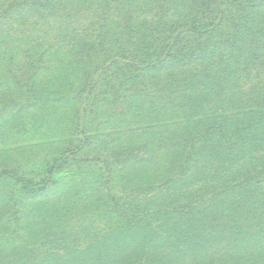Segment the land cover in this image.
<instances>
[{"label":"rangeland","instance_id":"374dc122","mask_svg":"<svg viewBox=\"0 0 264 264\" xmlns=\"http://www.w3.org/2000/svg\"><path fill=\"white\" fill-rule=\"evenodd\" d=\"M17 1L0 0V171L41 180L50 177L53 160L59 162L52 184L32 199L22 200L12 179L0 180V264H18L25 252L31 264H112L96 261L114 253L131 264L123 211L136 212L134 192L158 188L172 172L174 151L163 141L187 113L173 103L174 76L162 68L160 50L144 52L145 44H162L165 31L150 36L163 26L149 30L141 21L162 17L170 3L140 0L137 21L130 23L146 36L123 51L121 42L94 38L104 21L108 37L118 29L126 35L120 25L130 13L104 6L105 0H55L70 5V14ZM75 34L88 42L72 40ZM168 193L164 188L166 199ZM258 205L261 213L264 205ZM240 212L242 234L217 230L219 243L174 251V260L264 264V220L256 223ZM238 238L247 251L242 256L233 253Z\"/></svg>","mask_w":264,"mask_h":264},{"label":"trees","instance_id":"16d2710c","mask_svg":"<svg viewBox=\"0 0 264 264\" xmlns=\"http://www.w3.org/2000/svg\"><path fill=\"white\" fill-rule=\"evenodd\" d=\"M24 1L34 8L45 3L53 12L61 8L63 14L71 11L67 10L70 5L55 0ZM140 2L105 0L104 6L110 4L117 12L130 13L120 25L126 35L121 37L118 29L108 37L104 21L95 26V40L102 43L111 38L124 44L123 51L133 48L137 36L143 40L146 33L133 32L130 23L137 21ZM168 2L170 8L164 7L162 17L141 21L149 30L163 26L150 30V36L165 31L162 44H145L144 52L149 56L160 50L162 68H169L168 75L174 76L163 95L169 88L175 95L173 103L187 113L163 141L167 150L174 151L172 172L158 188H139L136 196L132 194L135 203L130 205L136 212L123 211L133 243L131 264L158 260L178 264L174 251L195 250L197 246L207 249L208 243H219L214 235L217 230L242 234L240 209L245 210V218L252 217L256 223L264 220V207L258 212V204L264 205V0ZM156 4L150 7L157 8ZM72 40L88 42L78 34ZM58 162L59 158L53 160L48 178L34 180L17 170L3 169L0 180L12 179L19 186L21 199H32L52 184ZM164 188L171 191L170 198L164 197ZM233 244L237 248L233 253L247 254L242 238ZM259 246L264 248L263 243ZM116 255L96 262L122 264ZM17 262L31 264L34 259L25 252Z\"/></svg>","mask_w":264,"mask_h":264}]
</instances>
